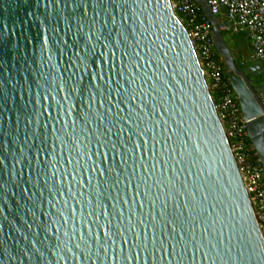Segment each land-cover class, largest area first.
<instances>
[{
    "label": "water",
    "instance_id": "obj_1",
    "mask_svg": "<svg viewBox=\"0 0 264 264\" xmlns=\"http://www.w3.org/2000/svg\"><path fill=\"white\" fill-rule=\"evenodd\" d=\"M191 1L264 167V64ZM0 264H264L169 0H0Z\"/></svg>",
    "mask_w": 264,
    "mask_h": 264
},
{
    "label": "built area",
    "instance_id": "obj_2",
    "mask_svg": "<svg viewBox=\"0 0 264 264\" xmlns=\"http://www.w3.org/2000/svg\"><path fill=\"white\" fill-rule=\"evenodd\" d=\"M206 3L218 19L232 22L230 28L219 26L222 31L244 35L249 60L264 64V0H206ZM169 5L186 30L264 246V167L246 139L245 121L213 48L210 25L191 0H169ZM222 8L227 10L226 17ZM260 100L264 104V96Z\"/></svg>",
    "mask_w": 264,
    "mask_h": 264
},
{
    "label": "trees",
    "instance_id": "obj_3",
    "mask_svg": "<svg viewBox=\"0 0 264 264\" xmlns=\"http://www.w3.org/2000/svg\"><path fill=\"white\" fill-rule=\"evenodd\" d=\"M222 35L224 36L228 47L231 46L232 44L233 45L241 44L243 41H246L245 38H244V35L242 33L228 34V33L224 32V31H222ZM227 35H231L232 36L230 40L229 39L227 40V38H226ZM231 54H232V52H231ZM233 59H234V62H235V64H236L238 69H243L245 66H247L250 63H252L249 60L248 57H246V58H235V57H233Z\"/></svg>",
    "mask_w": 264,
    "mask_h": 264
},
{
    "label": "crops",
    "instance_id": "obj_4",
    "mask_svg": "<svg viewBox=\"0 0 264 264\" xmlns=\"http://www.w3.org/2000/svg\"><path fill=\"white\" fill-rule=\"evenodd\" d=\"M230 51L233 52L237 58L249 56V48L246 41H243L241 44H232L230 47Z\"/></svg>",
    "mask_w": 264,
    "mask_h": 264
},
{
    "label": "rangeland",
    "instance_id": "obj_5",
    "mask_svg": "<svg viewBox=\"0 0 264 264\" xmlns=\"http://www.w3.org/2000/svg\"><path fill=\"white\" fill-rule=\"evenodd\" d=\"M231 37H232L231 35H227L226 38H227V40H228V39L230 40ZM230 47H231V46H229V48H230ZM232 55H233V57L237 58L233 52H232ZM242 58H246V57L243 56Z\"/></svg>",
    "mask_w": 264,
    "mask_h": 264
},
{
    "label": "flooded vegetation",
    "instance_id": "obj_6",
    "mask_svg": "<svg viewBox=\"0 0 264 264\" xmlns=\"http://www.w3.org/2000/svg\"><path fill=\"white\" fill-rule=\"evenodd\" d=\"M258 82H260V81H258ZM261 83V82H260Z\"/></svg>",
    "mask_w": 264,
    "mask_h": 264
}]
</instances>
